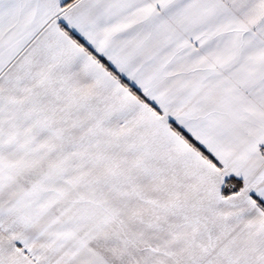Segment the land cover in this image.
<instances>
[{"label": "snow or ice", "instance_id": "snow-or-ice-1", "mask_svg": "<svg viewBox=\"0 0 264 264\" xmlns=\"http://www.w3.org/2000/svg\"><path fill=\"white\" fill-rule=\"evenodd\" d=\"M0 264H264V0H0Z\"/></svg>", "mask_w": 264, "mask_h": 264}]
</instances>
